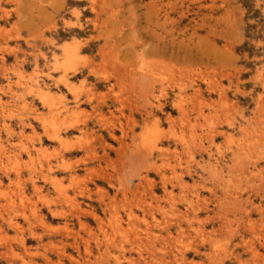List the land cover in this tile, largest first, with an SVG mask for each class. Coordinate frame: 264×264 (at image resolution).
Segmentation results:
<instances>
[{
  "label": "rangeland",
  "instance_id": "obj_1",
  "mask_svg": "<svg viewBox=\"0 0 264 264\" xmlns=\"http://www.w3.org/2000/svg\"><path fill=\"white\" fill-rule=\"evenodd\" d=\"M220 261L264 264V0H0V264Z\"/></svg>",
  "mask_w": 264,
  "mask_h": 264
},
{
  "label": "bare ground",
  "instance_id": "obj_2",
  "mask_svg": "<svg viewBox=\"0 0 264 264\" xmlns=\"http://www.w3.org/2000/svg\"><path fill=\"white\" fill-rule=\"evenodd\" d=\"M69 57H70V56H69ZM66 61H67V60H66ZM37 90H38V89H37ZM40 90H41V89H40ZM43 93H44V92H43ZM153 93H154V92H153ZM151 94H152V92H151ZM154 95H155V94H154ZM152 96H153V95H152ZM152 96H151V97H152ZM154 97H155V96H154ZM158 98H159V97H158ZM43 102H44V101H43ZM155 102H156V101H155ZM152 103H153V102H152ZM158 106H159V105H158ZM182 108H183V107H182ZM171 118H172V117H171ZM170 122H171V121H170ZM161 130H162V129H161ZM144 131H145V130H144ZM193 133H195V132H193ZM142 134H143V133H142ZM159 135H160V134H159ZM191 135H192V134H191ZM141 136H142V135H141ZM144 136H145V134H144ZM140 138H142V137H140ZM151 139H152V138H151ZM154 139L156 140V138H154ZM189 139H191V138H189ZM141 140H142V139H141ZM177 140H178V139H177ZM188 141H189V140H188ZM193 141H195V139H194ZM154 143H155V142H154ZM190 144H192V143H190ZM190 144H189V145H190ZM148 148H149V147H148ZM164 148H165V147H164ZM190 148H191V147H190ZM143 150L145 151V149H143ZM161 150L163 151L164 149H161ZM150 151H152V150H150ZM145 152L147 153V150H146ZM240 153H241V152H240ZM147 154H148V153H147ZM151 154H152V153H151ZM158 154H159V153H158ZM242 154H243V153H242ZM167 155H168V154H167ZM235 156L237 157L236 154H235ZM148 157H149V156H148ZM159 157H160V156H159ZM243 158H244V157H243ZM168 159H169V158H168ZM152 160H153V159H152ZM253 160H254V159H253ZM249 161H250V160H249ZM254 161H255V160H254ZM150 162H151V161H150ZM163 162H164V159H163ZM250 163H251V161H250ZM252 165H253V164H252ZM162 166H163V165H162ZM160 171H161V170H160ZM163 171H164V170H163ZM164 172H165V171H164ZM174 175H175V174H174ZM182 175H183V174H182ZM165 176H166V175H165ZM212 176H213V175H212ZM168 177H169V176H168ZM174 177H175V176H174ZM163 178H164V177H163ZM163 178H162V179H163ZM165 182H166V180H165ZM182 183H183V182H182ZM183 184H184V183H183ZM183 184H182V185H183ZM166 185H167V184H166ZM35 187H36V189H38L37 191H39V187H38V185L36 184V182H35ZM166 188H167V187H166ZM181 190H182V189H181ZM183 190H184V189H183ZM61 191H62V190H61ZM167 191H168V190H167ZM167 191H165V192H167ZM90 192H91V191H90ZM169 192H170V191H169ZM81 194H82V193H81ZM168 194H169V193H167V196H169V198H172L171 193H170V195H168ZM174 199L176 200V198H174ZM22 200H23V198H22ZM186 200H187V199H186ZM8 201L10 202L11 207H13V205L15 206V201H14L12 198L8 199ZM175 202H176V201H175ZM76 203H77V202H76ZM106 205H107V204H106ZM108 205H109V204H108ZM73 206H74V205H73ZM150 206H152V205H150ZM117 208H118V207H117ZM107 209H108V208H107ZM153 209H154V208H153ZM162 209H163V208H162ZM166 210H169V209H166ZM119 211H120V210H119ZM130 211H131V210H130ZM163 211H164V210H163ZM179 211H180V210H179ZM166 212H167V211H166ZM166 212H165V213H166ZM171 212H172V211H171ZM171 212H170V213H171ZM37 213H38V212H37ZM118 213H119V212H118ZM131 213H132V212H131ZM165 213H163V214H165ZM185 213H186V212H185ZM116 214H117V213H116ZM187 214H188V213H187ZM133 215H134V214H132V216H133ZM135 215H136V214H135ZM165 215H166V214H165ZM172 215H173V214H172ZM128 216H129V215H128ZM112 217H113V215H112ZM116 217H119V216H116ZM137 217H138V216H137ZM152 217H153V216H152ZM132 218H133V217H132ZM120 219H122V217H120V218L118 219L119 222H120V223L118 222V223H119V226H121V221H120ZM182 219H184V218H182ZM11 220H12V222L14 221L13 219H11ZM118 220L116 219V221H118ZM122 220H123V219H122ZM116 221H115V223H116ZM157 222H158V221H157ZM16 223H17V222H16ZM19 223H20V222H19ZM17 224H18V223H17ZM83 224H84V223H83ZM156 224H157V223H156ZM131 225H132V224H131ZM84 226H85V225H84ZM132 226H133V225H132ZM147 226H149V225L147 224ZM161 226H162V225H161ZM130 227H131V226H130ZM149 227H150V226H149ZM255 227H256V226H255ZM114 228H115V227H114ZM126 228H127V227H126ZM134 228H135V231H136L137 229H136L135 226H134ZM139 229H140V228H139ZM145 229H146V228H145ZM18 230H19V229H18ZM67 230H68V229H67ZM117 230H118L119 233H120V230H119V229H117ZM128 230H129V229H128ZM128 230H127V231H128ZM130 230H131V229H130ZM179 230H180V229H179ZM135 231H134V232H135ZM140 231H141V229H140ZM147 231H148V230H147ZM124 232H125V231H124ZM138 232H139V231H138ZM107 233H108V232H107ZM127 233H128V232H127ZM139 233H140V232H139ZM115 235H116V234H115ZM121 235H123V234H121ZM149 235H150V234H149ZM109 236H110V234H109ZM109 236H108V238L106 239V240H108V242H110V241H109ZM143 236H144V235H143ZM145 236H146V235H145ZM134 237H136V236H134ZM140 237H142V236H140ZM150 237H151V236H150ZM114 238H115V237H114ZM125 238H126V237H125ZM181 238H182V237H181ZM95 239H96V238H95ZM98 239H99V238H98ZM104 239H105V238H103V240H104ZM148 239H149V237H148ZM112 240H113V239H112ZM133 240H134V239H133ZM1 241H2V240H1ZM114 241H115V240H114ZM114 241H112V242H114ZM78 242H79V241H78ZM78 242H77V243H78ZM140 242H141V241H140ZM142 242H143V240H142ZM142 242H141V243H142ZM217 242H218V241H216V243H217ZM110 243H111V242H110ZM114 243H115V242H114ZM141 243H140V245H141ZM181 243L183 244L184 242H181V241H180V244H181ZM99 245H100V244H99ZM99 245H98V246H99ZM113 245L115 246V244H112V246H113ZM132 245H133V243H132ZM183 245H184V244H183ZM185 245H186V244H185ZM218 245H219V243H218ZM106 247H107V246H106ZM141 247H142V246H141ZM213 247H214V246H213ZM217 247H218V246H217ZM217 247H216V248H217ZM220 247H221V245H220ZM118 248H120V246H119ZM152 248H153V247H152ZM165 248H166V247H165ZM225 248H226V246H225ZM132 249H133V248H132ZM123 250H124V249H123ZM148 250H149V249H148ZM220 250H222V249H220ZM220 250H219V251H220ZM223 250H224V249H223ZM124 251H125V250H124ZM154 251H155V250H154ZM181 251H182V250H181ZM181 251H180V252H181ZM226 251H227V250H226ZM226 251L224 250L223 252L226 253ZM90 252H91V250H90ZM138 252H140V251H138ZM164 252H165V251H164ZM215 252L217 253L216 250H215ZM65 253H66V252H65ZM153 253H154V252H153ZM219 253H220V252H219ZM224 253H223V255H224ZM140 254H141V253H140ZM122 255H123V254H122ZM219 256H221V255H219ZM141 257H142V256H141ZM151 257H152V256H151ZM223 257H224V256H223ZM116 258H117V257H116ZM116 258H115V259H116ZM127 258H128V257H127ZM127 258H126V259H127ZM219 258H220V257H219ZM117 259H118V260H117L116 262H118V261L120 260V258H117ZM123 259H124V258H123ZM142 259H143V257H142ZM121 261H122V259H121ZM60 263H63V262H60ZM221 263H222V262L220 261V264H221ZM23 264H24V263H23ZM43 264H44V263H43ZM154 264H155V263H154Z\"/></svg>",
  "mask_w": 264,
  "mask_h": 264
}]
</instances>
